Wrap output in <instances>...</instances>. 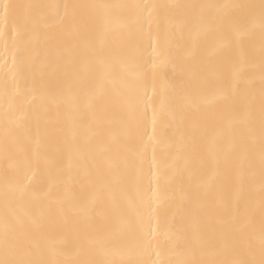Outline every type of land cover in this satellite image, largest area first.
Returning a JSON list of instances; mask_svg holds the SVG:
<instances>
[{"label": "bare ground", "instance_id": "obj_1", "mask_svg": "<svg viewBox=\"0 0 264 264\" xmlns=\"http://www.w3.org/2000/svg\"><path fill=\"white\" fill-rule=\"evenodd\" d=\"M0 3L33 5L37 21L14 42L16 22L10 17L5 25L0 19V219L5 193L19 215L40 218L32 225L25 216L26 229L10 243L30 244L27 258L36 261L123 258L169 264L176 259V237L191 240L195 230L207 254L189 258L258 264L264 229L259 166L264 34L256 28L239 45L226 43L225 10L201 6L258 5L260 0ZM145 3L165 6L163 56L156 54L157 42L137 30L135 10L121 7ZM65 4L111 7L77 8L65 16ZM239 12L227 10L232 16ZM84 16L107 23L85 28ZM129 52L136 54L130 71L122 63ZM241 62L243 78L251 82L249 111L228 130L227 101L204 104L201 99L212 97L211 84L230 76L233 64ZM26 100L30 118L20 127L6 113L12 117ZM153 108L158 110L157 142L145 148L143 133L152 135ZM24 185L32 199L21 202ZM129 200L158 233V244L147 252L133 246L124 231ZM233 216L240 218L239 225L231 223ZM99 238L113 240L112 246L93 249L89 241Z\"/></svg>", "mask_w": 264, "mask_h": 264}, {"label": "snow or ice", "instance_id": "obj_2", "mask_svg": "<svg viewBox=\"0 0 264 264\" xmlns=\"http://www.w3.org/2000/svg\"><path fill=\"white\" fill-rule=\"evenodd\" d=\"M33 5H20L11 3H0V19L7 25L9 18L11 17L17 24L16 35L13 37L14 42L21 38L23 33L29 31L30 26L35 27L37 21L32 15L31 9ZM45 7V6H40ZM108 8V5H63L64 15L68 16L72 10L77 8ZM125 8H131L135 10V24L137 30L141 34H147L150 39H154L157 42L156 54L163 56L166 54V47H160L161 40V22L166 21V14L163 13L164 5L160 4H134L121 6ZM201 7L217 8L225 10V16L230 28L229 31L224 34V40L226 43L236 42L238 45L242 41V38L252 32L254 29L259 28L262 34H264V0H260L258 5H205ZM237 8L240 12L236 16H232L227 13L228 9ZM258 9V11H257ZM218 22L223 23L224 17L218 18ZM82 23L85 28L89 25L95 24L100 26L106 25L107 21H100L95 17L84 16L82 17ZM155 24V33L153 34L152 28ZM168 33H164L165 46L167 44ZM262 55V67H264V47L261 49ZM15 63V58H14ZM122 63L126 70H131L136 67V54L133 52L126 53L122 59ZM243 62L240 64H233L230 76L226 78H219L213 82L211 86L216 89L215 94L210 98H202L201 103L210 104L215 99H223L227 101L224 105V112L230 114V118L227 120V129L231 130L233 124L240 122L241 112L247 116L249 111V105L246 102L247 89L250 87L251 82L243 78ZM15 79V78H14ZM262 91H264V79H262ZM7 93V82L5 84ZM14 90L18 91L15 89ZM68 91L71 89L69 87ZM157 94L155 87H153V95ZM35 99V95L32 97ZM95 97L90 98L89 107H92ZM31 101L26 100L12 117H9L6 113V118H14L18 122V126L25 127L26 122L29 120L28 105ZM164 106L163 100H161L160 109ZM158 120V110L153 108L151 122H152V135L149 136L145 130L143 137L145 148L151 143L156 141V125ZM250 135L255 137V130L249 128ZM259 166L261 175L260 184V198L261 204L264 206V111H262L260 128H259ZM154 151V149H153ZM153 163H155V156H153ZM14 195V194H13ZM32 199L31 193L26 185L22 186L19 191V199L22 202L25 198ZM38 199V198H37ZM160 203L159 197H157V204ZM6 211L2 219H0V246H2L4 257L0 258V264H155V262L149 260L131 261L123 258L117 259H105V260H90L87 262L71 261V260H32L27 257L31 255L32 248L30 244L20 245L18 243H10V240H15L18 230L26 229L27 223L25 216L32 225L39 224V217L31 215L25 212L23 216L16 212V202L9 199V194L5 193ZM159 223V221H158ZM231 223L233 225L240 224V218L233 216ZM124 231H126L132 238V245L142 247L146 252L151 250L154 244H158L157 235L150 226V219L145 220L140 213L136 203L132 200L128 202V209L126 213V223L124 225ZM25 239L30 237V233L25 231ZM167 239H172V236L165 233ZM89 244L93 249L99 248L101 250L108 249L113 244V240L106 238H99L89 241ZM198 244L199 246H194ZM176 259L169 261V264H256L255 261L240 260V261H227L218 259H195L189 257H195L197 255L204 256L207 254L206 247L203 243H199L198 235L195 230L191 240L187 236H177L174 241ZM260 250L261 259L258 264H264V229L260 238Z\"/></svg>", "mask_w": 264, "mask_h": 264}]
</instances>
